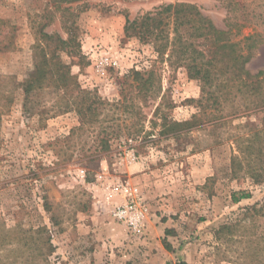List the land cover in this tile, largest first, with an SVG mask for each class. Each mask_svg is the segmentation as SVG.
<instances>
[{
	"label": "rangeland",
	"instance_id": "374dc122",
	"mask_svg": "<svg viewBox=\"0 0 264 264\" xmlns=\"http://www.w3.org/2000/svg\"><path fill=\"white\" fill-rule=\"evenodd\" d=\"M55 1L0 0V264H161L143 244L150 224L171 227L170 242L163 240L187 263L264 264V187L231 167L234 137L260 127L264 114L249 111L223 117L217 127L193 128L199 84L183 68L158 62L161 111L153 114L159 98L135 100L140 114L115 109L123 76L156 60L151 46L125 36L126 19L161 5H195L232 41L256 37L255 48L239 44L242 53L251 51L246 68L255 74L264 70V0L61 2L68 13ZM71 22L83 56L82 64L70 65L71 74L81 89L109 103L82 126L74 111L58 109L53 89L34 94L25 110L19 84L33 69L40 30L65 38ZM165 121L192 126L163 134ZM105 134L113 136L110 149L99 153ZM240 193L250 198L235 202ZM130 198L145 207L139 233L112 216ZM115 225L125 231L109 229Z\"/></svg>",
	"mask_w": 264,
	"mask_h": 264
},
{
	"label": "trees",
	"instance_id": "16d2710c",
	"mask_svg": "<svg viewBox=\"0 0 264 264\" xmlns=\"http://www.w3.org/2000/svg\"><path fill=\"white\" fill-rule=\"evenodd\" d=\"M75 1L79 0H56V9L68 13L70 7L62 8L59 4ZM65 17L67 21L70 20L71 14ZM66 30L65 38L57 33H42L40 30L32 47L33 69L19 84L25 110H28L34 94L44 89H53L59 99L58 109L74 111L82 126L93 123L109 103L95 92L81 89L76 76L71 74L70 65L82 64L83 56L72 22ZM123 30L126 37L151 46L156 60L150 69H132L123 76L121 99L115 104L116 110L129 115L133 112L140 114L141 107L135 104V100L141 99L146 103L159 98L153 114L157 115L161 111L165 93H162L161 73L154 64L158 62L166 63L171 70L183 68L187 78L199 84L200 96L193 99V107L196 109L193 128L217 127L225 124L217 120L227 116L235 118L249 111L264 114V70L252 74L246 68L252 56L249 49L255 48L257 44L254 35L242 38L241 41L248 42L249 48L242 53L239 48L241 41H232L229 31L217 29L197 6L182 2L161 5L133 20L126 19ZM126 89L128 93H125ZM179 126L192 125L190 122H173L169 125L165 121L161 125V132L166 134L174 131L173 127ZM134 131L141 129L135 128ZM114 136L117 138L120 135L116 133ZM112 137L111 134H105L99 153L109 151ZM234 143L236 146L231 156L233 173L243 171L255 184L264 187V117L260 127L250 130L247 135H236ZM233 198L239 202L250 198V194H234ZM162 245L170 251L171 247L165 239ZM175 264L191 263L179 260Z\"/></svg>",
	"mask_w": 264,
	"mask_h": 264
},
{
	"label": "crops",
	"instance_id": "0c3cea01",
	"mask_svg": "<svg viewBox=\"0 0 264 264\" xmlns=\"http://www.w3.org/2000/svg\"><path fill=\"white\" fill-rule=\"evenodd\" d=\"M117 228L118 231L124 232V227H121L119 225L110 226L109 229ZM171 227H168V225L161 224L159 226H156L154 224H150L147 227V240L143 243L144 246L148 248H151V261H154L155 259L161 260V264H175L178 260H183L185 262H189V260L184 259L181 255H179V251L176 250L174 253L169 252L165 250V248L162 245L163 238L166 237V239L169 241V236L165 234L167 229H170ZM178 238V236H177ZM177 238H173L175 242H171L172 249H176L175 243L177 242ZM130 241V239H128ZM170 242V241H169ZM133 250V249H132ZM96 253V252H95ZM149 260V262H150ZM150 264V263H148Z\"/></svg>",
	"mask_w": 264,
	"mask_h": 264
},
{
	"label": "built area",
	"instance_id": "2783aa9c",
	"mask_svg": "<svg viewBox=\"0 0 264 264\" xmlns=\"http://www.w3.org/2000/svg\"><path fill=\"white\" fill-rule=\"evenodd\" d=\"M145 207L134 198H130L125 204L113 208L112 216L128 231L139 233L143 226Z\"/></svg>",
	"mask_w": 264,
	"mask_h": 264
}]
</instances>
